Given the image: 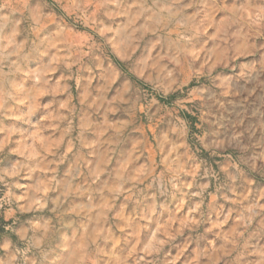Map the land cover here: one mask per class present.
I'll use <instances>...</instances> for the list:
<instances>
[{
  "label": "clouds",
  "instance_id": "1",
  "mask_svg": "<svg viewBox=\"0 0 264 264\" xmlns=\"http://www.w3.org/2000/svg\"><path fill=\"white\" fill-rule=\"evenodd\" d=\"M0 264H264V0H0Z\"/></svg>",
  "mask_w": 264,
  "mask_h": 264
}]
</instances>
